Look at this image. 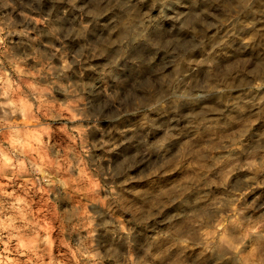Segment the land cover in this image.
<instances>
[{
  "label": "clouds",
  "instance_id": "obj_1",
  "mask_svg": "<svg viewBox=\"0 0 264 264\" xmlns=\"http://www.w3.org/2000/svg\"><path fill=\"white\" fill-rule=\"evenodd\" d=\"M0 264H264V0H0Z\"/></svg>",
  "mask_w": 264,
  "mask_h": 264
}]
</instances>
